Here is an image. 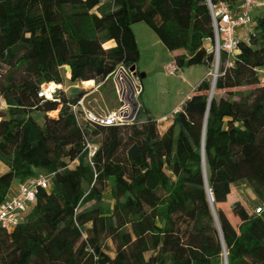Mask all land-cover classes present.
Segmentation results:
<instances>
[{
    "label": "trees",
    "instance_id": "trees-1",
    "mask_svg": "<svg viewBox=\"0 0 264 264\" xmlns=\"http://www.w3.org/2000/svg\"><path fill=\"white\" fill-rule=\"evenodd\" d=\"M138 22L175 71L213 65L207 0H0V203L16 181L54 173L25 220L0 229V264H225V254L227 264H264V16L233 65L223 59L212 100L205 78L163 133L148 109L94 126L73 111L84 91L39 96L51 83L104 84L119 64L139 74ZM86 140L98 146L91 161ZM241 181L260 212L229 201ZM109 182L113 207L103 204Z\"/></svg>",
    "mask_w": 264,
    "mask_h": 264
},
{
    "label": "built area",
    "instance_id": "built-area-1",
    "mask_svg": "<svg viewBox=\"0 0 264 264\" xmlns=\"http://www.w3.org/2000/svg\"><path fill=\"white\" fill-rule=\"evenodd\" d=\"M260 1L264 2V0H240L237 7H232L225 0H220L217 3L207 0L214 32L213 41L208 46V51L214 54L213 65L216 76L213 75V79H217L219 76L223 59H225L226 67L233 65L234 57L239 51L240 42L242 41L239 30L252 25L254 20L253 11ZM66 72L68 71L66 70ZM110 80L115 85L114 94L118 101L117 107L108 112L88 108L85 104V96L73 105V111L79 122L86 120L94 126H111L132 123L137 120L138 110L140 109L139 99L142 94L141 75L136 71H132L129 66L119 64L110 76ZM55 86V88L50 89V84L44 85L39 92V96L52 99L63 88L62 85L56 84ZM6 108L7 105L0 95V110ZM97 149L98 146L95 143L86 140L85 151H87L89 161L92 160ZM53 176L54 173H40L20 182L16 193L0 203V229L12 230L22 223L25 220L27 211L33 206L41 190L50 188ZM260 211L261 208H258L257 212Z\"/></svg>",
    "mask_w": 264,
    "mask_h": 264
},
{
    "label": "rangeland",
    "instance_id": "rangeland-1",
    "mask_svg": "<svg viewBox=\"0 0 264 264\" xmlns=\"http://www.w3.org/2000/svg\"><path fill=\"white\" fill-rule=\"evenodd\" d=\"M261 16H264L263 1H260L253 11L254 18ZM132 28L138 39L141 54L137 68L140 75H145L142 78V94L139 99L140 107L143 111L148 109L150 114L156 120H159L158 127L160 132L163 133L171 124L169 117L173 113L175 105L181 99H184L188 92L194 90L195 86L203 79L207 78L212 83L213 75L215 76L216 74L214 73L215 67L211 65L209 68L204 64H197L187 66L182 70L170 72L169 65L175 63L174 57L169 50H166L168 48L162 44L163 42L156 44V40L158 39L157 34L145 22L135 23ZM167 53H169V56H167ZM69 73L67 72L68 76ZM62 86L66 90L71 86L80 87V90L86 93L85 104L88 108L100 112H108L114 110L118 105L117 98L114 94L115 85L110 79L104 84L102 82L97 83L93 80V84L89 86L85 85L84 82L72 85L67 81ZM219 96H226V93L222 91ZM53 115L56 116L57 113H53ZM165 116H167V119L164 118ZM5 170H7V166L0 161V174ZM113 190L114 186L112 182H109L103 193L104 205L113 207ZM236 199L241 201L249 213H253L261 206L253 188L246 182L241 181L231 186L229 201L233 203ZM92 205L93 202H89L80 209H86ZM107 244V251L111 255H115L116 244L111 239L107 241Z\"/></svg>",
    "mask_w": 264,
    "mask_h": 264
},
{
    "label": "crops",
    "instance_id": "crops-1",
    "mask_svg": "<svg viewBox=\"0 0 264 264\" xmlns=\"http://www.w3.org/2000/svg\"><path fill=\"white\" fill-rule=\"evenodd\" d=\"M253 30H254V28H253L252 25H250V26H248V27H245V28H241V29L239 30V35H240L241 40H242V41H245V42H248V40H249V38H250V35L252 34ZM137 42H138V39H137ZM159 42H162V41H161V40L159 39V37H158V39L156 40V44H158ZM162 44H163V43H162ZM112 45H113L112 43L109 44V46H112ZM138 46H139V42H138ZM166 48H167V47H166ZM166 50H168V49H166ZM166 52H169V51H166ZM237 53H239V51H238ZM168 54H169V53H167V56H169ZM169 70H170V72L175 71V65H174V64H170V65H169ZM195 87H196V86H195ZM194 89H195V88H194ZM193 91H194V90L188 92V93L186 94L185 98H184V99H181V100L175 105V107H174V109H173V113L171 114L172 116H173V114H174L176 111H178V110L182 107V105L184 104V102L190 97V94H191ZM166 117H167V116H165L164 118H166ZM158 121H159V120H158ZM18 184H19V183H16L15 185H13V188H12L11 191H10L9 197L16 193V190H17Z\"/></svg>",
    "mask_w": 264,
    "mask_h": 264
},
{
    "label": "water",
    "instance_id": "water-1",
    "mask_svg": "<svg viewBox=\"0 0 264 264\" xmlns=\"http://www.w3.org/2000/svg\"><path fill=\"white\" fill-rule=\"evenodd\" d=\"M66 70L68 72H71V67L67 66ZM131 70L132 71H136V67L135 66L131 67ZM144 76H145L144 74H141V78H143ZM216 80L217 79L214 78L213 81H212V89H211V93H210V101L212 100L214 92H215ZM79 91H80V87H78V86H75V87L72 88V92L75 93V94L79 93ZM40 116H41V113L38 112L37 115H36V119H38ZM211 199L213 200L212 196H211ZM225 264H227L226 254H225Z\"/></svg>",
    "mask_w": 264,
    "mask_h": 264
},
{
    "label": "bare ground",
    "instance_id": "bare-ground-1",
    "mask_svg": "<svg viewBox=\"0 0 264 264\" xmlns=\"http://www.w3.org/2000/svg\"><path fill=\"white\" fill-rule=\"evenodd\" d=\"M215 76H216V74H215ZM84 84L87 85V86L92 85L93 84V80L86 81V82H84ZM55 85H56V83H51L50 84V89L55 88L56 87Z\"/></svg>",
    "mask_w": 264,
    "mask_h": 264
}]
</instances>
